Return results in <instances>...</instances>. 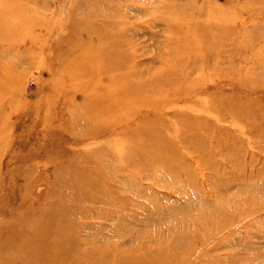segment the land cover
Masks as SVG:
<instances>
[{
	"label": "rangeland",
	"instance_id": "374dc122",
	"mask_svg": "<svg viewBox=\"0 0 264 264\" xmlns=\"http://www.w3.org/2000/svg\"><path fill=\"white\" fill-rule=\"evenodd\" d=\"M0 264H264V0H0Z\"/></svg>",
	"mask_w": 264,
	"mask_h": 264
}]
</instances>
